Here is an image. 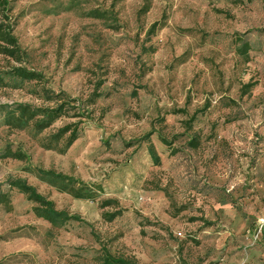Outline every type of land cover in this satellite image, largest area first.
<instances>
[{"label": "rangeland", "instance_id": "1", "mask_svg": "<svg viewBox=\"0 0 264 264\" xmlns=\"http://www.w3.org/2000/svg\"><path fill=\"white\" fill-rule=\"evenodd\" d=\"M82 1L64 11L69 0H16L15 32L27 65L44 72L54 89L86 98L97 80H106L96 120L65 154L41 147L48 132L36 137L0 126V152L9 143L29 155L28 162L0 158V183L26 178L90 225L71 222L51 235V224L14 189L0 208V261L97 264L105 243L140 264H264V0H152L141 18L144 0H125L117 29L85 13L112 0ZM163 16L167 27L147 43L156 52L142 54V30ZM243 34L254 43L247 64L236 54L235 38ZM186 51L190 57L179 64ZM5 63L0 55V66ZM249 81L256 85L241 98L239 86ZM228 98L238 104L226 107ZM13 101L42 102L26 89H0V103ZM207 102L211 107L189 130L182 120ZM171 108L188 113L167 114ZM152 130L160 165L147 143L130 146ZM194 133L198 148L187 146ZM29 165L99 183L103 191L97 200L76 199L25 172ZM106 198L124 208L113 221L102 216Z\"/></svg>", "mask_w": 264, "mask_h": 264}, {"label": "trees", "instance_id": "2", "mask_svg": "<svg viewBox=\"0 0 264 264\" xmlns=\"http://www.w3.org/2000/svg\"><path fill=\"white\" fill-rule=\"evenodd\" d=\"M16 0H0V55L6 60L5 65L0 66V89L27 90L30 94L37 96L42 102L35 104L26 101H13L0 103V126H5L9 132L30 130L34 136L38 137L48 132L40 140V145L46 150L57 151L65 154L74 143L81 137L84 126L89 120H96L95 106L98 100L107 95L102 91L105 79L96 81L93 91L86 97L74 96L64 89L56 90L49 85V78L44 72L31 68L27 65L28 53L21 45L19 37L16 34V28L19 24L21 14L15 12ZM125 0H112L111 4L105 8L93 7L87 10L86 16L99 19L106 23L108 28L117 29L116 23L119 21L120 11L118 6ZM231 3H239L242 0H229ZM83 4L82 0H69L64 6V11L74 10ZM63 7V6H62ZM152 8V0H144L143 5L138 10V17L146 15ZM167 16L153 22L146 30H142L145 38L141 44L142 54H151L156 52V48L147 43L151 42L161 30L167 27ZM188 35H193L192 30H187ZM236 54L247 64L251 61V51L254 49L253 42L247 38V34L238 35L235 38ZM188 51L176 58L179 64H183L190 57ZM255 82L249 81L241 83L239 95L241 98L247 96ZM229 89V88H228ZM137 93L135 94V96ZM225 101L221 96L220 103ZM238 104L234 98H228L225 102L226 107ZM211 107L207 102L204 108L196 110L189 119L182 120L189 130H192L191 124L200 112H205ZM104 113L98 117L101 120ZM188 111L185 108H171L167 114L186 115ZM67 121L55 127L59 121ZM154 130L146 133L142 138L133 142L130 146L147 143L149 154L155 165H160L162 160L156 144L152 140ZM161 141L169 146L174 141L168 140L160 135ZM200 139L197 133L190 136L187 146L198 148ZM2 159H15L28 162L29 155L20 148L14 149L7 143L0 152ZM23 170L39 181L46 183L59 192L67 193L76 199L97 200L100 198V192L103 187L99 183L85 182L73 175H68L57 171L54 168L46 169L40 166L29 165ZM17 189L27 200L33 203V212L38 217L51 224L49 233L54 235L57 231L71 222H79L90 225L84 218L67 209H59L54 200L41 193L36 186L30 184L26 178L18 176H9L4 182L0 183V208L7 206L10 202L11 192ZM100 207L103 209L102 216L107 221H113L124 213L120 201L116 198H106L100 200ZM113 207L112 211L106 210ZM182 208L181 210H183ZM97 235V234H95ZM100 241V239H99ZM97 264H140L138 259L132 255L114 254L109 247L103 243ZM0 264L5 262L0 261ZM83 264V263H75Z\"/></svg>", "mask_w": 264, "mask_h": 264}]
</instances>
